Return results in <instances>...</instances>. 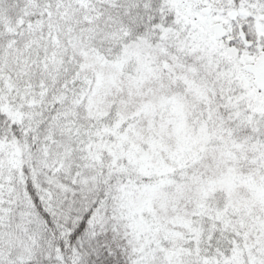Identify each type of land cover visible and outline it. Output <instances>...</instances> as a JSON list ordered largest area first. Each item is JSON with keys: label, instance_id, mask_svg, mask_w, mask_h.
<instances>
[{"label": "snow or ice", "instance_id": "obj_1", "mask_svg": "<svg viewBox=\"0 0 264 264\" xmlns=\"http://www.w3.org/2000/svg\"><path fill=\"white\" fill-rule=\"evenodd\" d=\"M0 264H264V0H0Z\"/></svg>", "mask_w": 264, "mask_h": 264}]
</instances>
